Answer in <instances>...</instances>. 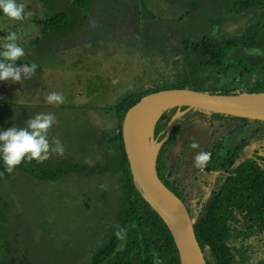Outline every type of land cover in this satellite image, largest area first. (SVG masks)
<instances>
[{
	"label": "trees",
	"instance_id": "16d2710c",
	"mask_svg": "<svg viewBox=\"0 0 264 264\" xmlns=\"http://www.w3.org/2000/svg\"><path fill=\"white\" fill-rule=\"evenodd\" d=\"M97 1L102 2L97 5ZM65 4L63 10L57 9L55 13L46 15L43 12L45 19L41 17L39 24L44 26L48 36L61 32L64 37L77 31L83 23H88L91 15L101 18L100 28L116 27L121 19L127 21V15H130L128 20L132 19L143 37L148 38V41H142L143 50L153 48L164 59L173 58L179 67H176L173 80L160 79L156 85L129 91L105 110L106 115L114 113L118 121L111 130L104 129L96 137L95 143L103 150L96 163L64 160L68 164L63 171L42 175L44 179L54 180L73 173L98 182L105 200L102 213H105L106 221L99 233L83 242L87 246L92 240L97 241L90 251L86 254L78 252V255L71 250L59 252L52 239L39 235L37 224L13 223L11 218L4 217L6 211L1 210L0 264H181L170 229L134 184L122 135L124 118L143 97L161 90L190 88L213 94H231L246 85L247 92H264V0H185L182 5L174 2L175 15L171 19L154 13L143 0H69ZM103 4L108 6L107 11H103ZM54 7L52 3V10ZM0 14L3 13L0 11ZM230 22L241 23L239 30L231 35L224 29ZM253 49L260 54H251ZM186 108L181 107V110ZM177 110L178 107L171 108L158 120L155 136L159 140L165 137V129ZM226 118L249 121L191 109L174 123L170 136L160 149L157 170L166 185L181 199L184 198V177L175 170L176 164L167 160L168 151L180 139L176 150L182 153L186 136L196 120L203 124L202 128H209L213 121ZM89 151L97 152L95 149ZM26 163L27 160L9 174L0 159V176L10 180L19 175L20 170L26 171ZM244 168L238 166L239 178L231 177L224 188L215 192V202L204 209L190 210L191 217L196 219L194 228L199 244L208 250L209 264H242L243 256L235 246L239 238L237 233H244L248 238L251 234L257 237L264 231V207L238 205L264 201V185L257 173ZM237 217L243 221L244 226L240 225L243 230L238 231L231 222ZM118 228L124 230L122 239L116 235Z\"/></svg>",
	"mask_w": 264,
	"mask_h": 264
},
{
	"label": "rangeland",
	"instance_id": "374dc122",
	"mask_svg": "<svg viewBox=\"0 0 264 264\" xmlns=\"http://www.w3.org/2000/svg\"><path fill=\"white\" fill-rule=\"evenodd\" d=\"M143 1L154 13L171 19L175 15L173 3L182 5L185 0ZM66 2L69 0H26V11L31 13L28 20L0 18V37L9 31L17 32L25 48L26 54L17 66L33 62L38 65L31 79L20 83L0 81V107L8 108L0 109V130L24 127L30 117L39 113H54L56 123L49 140L58 138L65 149L63 156L51 153L43 163L27 161L26 171L20 170L10 180L0 176V211H6L4 217L13 223L37 224L39 235L52 239L59 252L71 250L78 255L90 251L97 241L86 246V240L99 233L106 221L102 190L97 181L73 173L54 180L42 175L63 171L68 164L64 160L96 163L103 152L95 143L96 137L104 129L111 130L118 121L114 113L106 115L105 110L129 91L156 85L160 79L173 80L179 66L173 58L165 60L153 48L143 50L142 41L148 38L143 37L132 19L128 20L130 15L113 28H100L101 18L91 15L77 31L64 37L61 32L48 36L39 24L43 12L49 15L63 10ZM99 2L102 1H97V5ZM102 7L103 11L108 10L107 5ZM240 26L241 23L230 22L224 29L231 35ZM247 89L246 85L238 88ZM53 91L63 93V104L47 103L45 98ZM93 149L97 152L89 151ZM17 239H21L19 235Z\"/></svg>",
	"mask_w": 264,
	"mask_h": 264
},
{
	"label": "water",
	"instance_id": "95a60500",
	"mask_svg": "<svg viewBox=\"0 0 264 264\" xmlns=\"http://www.w3.org/2000/svg\"><path fill=\"white\" fill-rule=\"evenodd\" d=\"M174 107L178 110L165 129V137L159 141L155 137L156 124L165 112ZM181 107L187 108L181 110ZM153 108L157 109L158 116L152 122L149 139L142 129V121ZM191 109L264 121V92L237 90L231 94H213L190 88L161 90L143 97L124 118L122 135L135 186L170 229L181 264H207L195 233L196 219L191 217L182 199L162 181L157 170L160 149L170 136L175 120ZM149 142L156 145L154 153L149 149Z\"/></svg>",
	"mask_w": 264,
	"mask_h": 264
},
{
	"label": "flooded vegetation",
	"instance_id": "af4514ba",
	"mask_svg": "<svg viewBox=\"0 0 264 264\" xmlns=\"http://www.w3.org/2000/svg\"><path fill=\"white\" fill-rule=\"evenodd\" d=\"M202 125L198 120L195 121L192 131L186 136L182 153L176 150L180 144V139H178L167 154V160L174 162L175 170L184 177L182 201L189 213L193 208L204 209L215 202V192L224 188L225 184L231 181V177L239 178V170L236 169L240 165L245 167V171L249 169L255 171L264 185V121L226 118L218 122L213 121L209 128L206 126L202 128ZM194 139L199 143V148L191 147ZM200 151L211 153L210 161L203 168H197L194 164V157ZM238 205L264 207V201L258 200L248 205L247 203ZM240 218L237 217L235 221L231 220L238 231L244 229H241L244 225L243 221L240 222ZM237 234L239 238L235 246L243 256L242 264H264V231L257 234V237L256 234H251L248 238L244 233ZM202 250L209 264L208 250ZM242 258L240 257L241 260Z\"/></svg>",
	"mask_w": 264,
	"mask_h": 264
},
{
	"label": "clouds",
	"instance_id": "9594fccd",
	"mask_svg": "<svg viewBox=\"0 0 264 264\" xmlns=\"http://www.w3.org/2000/svg\"><path fill=\"white\" fill-rule=\"evenodd\" d=\"M26 8V0H0V10L4 16L15 22H23L31 17ZM25 54V48L17 32L9 31L6 36L0 37V81L20 83L23 79H31L34 76L38 68L35 62L17 66V61ZM251 54L260 53L253 49ZM45 99L49 104L60 105L64 103L65 97L63 93L53 91ZM55 123L54 113H39L30 117L24 127L11 126L0 130V159L3 160L5 170L9 174L25 160L43 163L49 159L51 153L63 156L65 149L61 141L58 138H53L51 142L49 140V132ZM191 147L199 148V143L194 139ZM210 159V152L200 151L194 157V164L197 168H203ZM123 231L117 229L118 238H123Z\"/></svg>",
	"mask_w": 264,
	"mask_h": 264
},
{
	"label": "bare ground",
	"instance_id": "6f19581e",
	"mask_svg": "<svg viewBox=\"0 0 264 264\" xmlns=\"http://www.w3.org/2000/svg\"><path fill=\"white\" fill-rule=\"evenodd\" d=\"M158 116L157 109H151L147 112V115L144 117V120L142 121V129L146 133L147 138L150 139V134L152 132V122L155 120V118ZM149 149L152 151V153L155 152L156 145L152 142H149Z\"/></svg>",
	"mask_w": 264,
	"mask_h": 264
},
{
	"label": "crops",
	"instance_id": "0c3cea01",
	"mask_svg": "<svg viewBox=\"0 0 264 264\" xmlns=\"http://www.w3.org/2000/svg\"><path fill=\"white\" fill-rule=\"evenodd\" d=\"M0 18H6V17H4L3 14H1V15H0ZM0 28L2 29L3 27L0 26ZM5 28H6V27H5ZM1 34H2V33H1ZM0 109H2V107H0Z\"/></svg>",
	"mask_w": 264,
	"mask_h": 264
}]
</instances>
